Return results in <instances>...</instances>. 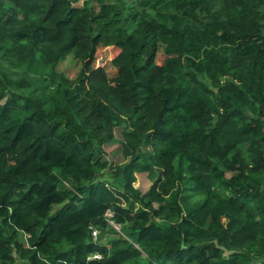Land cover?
<instances>
[{
    "label": "trees",
    "instance_id": "16d2710c",
    "mask_svg": "<svg viewBox=\"0 0 264 264\" xmlns=\"http://www.w3.org/2000/svg\"><path fill=\"white\" fill-rule=\"evenodd\" d=\"M0 264H264V0H0Z\"/></svg>",
    "mask_w": 264,
    "mask_h": 264
},
{
    "label": "rangeland",
    "instance_id": "374dc122",
    "mask_svg": "<svg viewBox=\"0 0 264 264\" xmlns=\"http://www.w3.org/2000/svg\"><path fill=\"white\" fill-rule=\"evenodd\" d=\"M116 1V0H111ZM130 3H134L135 0H127ZM120 52V49L116 48L115 46H100L96 51V57L94 61V66H102L106 69L107 73L110 77H113L117 74V69L111 64L113 58ZM158 60L160 63L166 58L165 54L162 50L158 53ZM81 62L77 59H74L73 56L69 57L68 59L61 61L58 68L63 71L68 77L74 78L79 70L81 69ZM121 130L116 129L115 131V141L108 142L104 146H102L104 153L102 154L103 157L110 160L111 162H122L123 158L120 156V152L118 151L119 148V139L121 138ZM228 176L231 173L227 174ZM107 178L110 180L111 176L110 173L107 174ZM134 185L142 192L143 195L149 191L152 186V180L150 179L147 172H136V181ZM116 229H120L119 225L113 224ZM99 233V232H98ZM98 236V234H97ZM96 236V237H97ZM110 237V234H106L104 241H106Z\"/></svg>",
    "mask_w": 264,
    "mask_h": 264
},
{
    "label": "built area",
    "instance_id": "2783aa9c",
    "mask_svg": "<svg viewBox=\"0 0 264 264\" xmlns=\"http://www.w3.org/2000/svg\"><path fill=\"white\" fill-rule=\"evenodd\" d=\"M111 222L114 224L113 221H111ZM93 234H94V236L96 237L97 234H98V230H97V229H93ZM95 257H100V255H99V254H96Z\"/></svg>",
    "mask_w": 264,
    "mask_h": 264
}]
</instances>
